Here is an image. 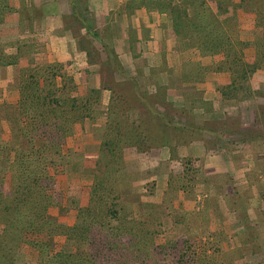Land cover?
<instances>
[{
    "label": "rangeland",
    "instance_id": "obj_1",
    "mask_svg": "<svg viewBox=\"0 0 264 264\" xmlns=\"http://www.w3.org/2000/svg\"><path fill=\"white\" fill-rule=\"evenodd\" d=\"M9 1L14 11L0 23L4 50L15 53L14 42L17 40L32 44L34 52L19 56L17 63L0 65V102L15 104L17 90L9 85L14 84L20 70L37 64H58L68 76L67 84L74 86L78 96L87 94L89 89L96 90L89 97L95 101L92 103L95 111H91L89 118L73 125L72 133L65 138L61 148L66 165L62 174L54 176V186L61 192L62 199L60 205H50L46 213L54 222L70 226L75 234L51 236L54 250H75L77 247L78 235L74 228H80L85 216L84 198L81 197L92 182L100 143L98 133L108 121L105 112L112 98L124 99L120 112L121 131L141 125L139 127L148 137L163 134L146 150L136 151L135 147L121 150L130 181V192L122 194L123 209L136 219L141 217L156 222V243L174 239L178 241V247L186 243L188 251L190 245L195 252H200L201 248H209L206 250L210 252L213 248L218 251L215 259L230 263L233 257L228 247L240 245L242 236H252L257 245V240L264 241V159L231 161L224 150L229 145L223 147L215 137L219 131L216 123L230 124L233 111L240 106L246 109L247 100L253 99V95H264V86L253 91L250 85L251 76L264 71V62L244 79L233 81L235 68H232L237 65H229L239 59L238 53L244 62H252L258 38L264 34V22L255 24L247 0H225L222 4L223 16L235 14V24L230 26L227 34L237 41L230 47L231 54L227 52L226 56L228 49L222 48L212 54L200 53L187 40H179L170 17L159 5L174 0H127L110 11L104 9L103 0H23L25 4L20 0ZM28 2L34 5L33 12L39 16L29 20L27 25L23 16L28 10ZM252 4L255 14L258 10L264 18V0H252ZM43 7L51 16L43 17ZM139 7L165 13L174 36V42L170 44L169 41L170 53L165 55V50L161 49L159 65L154 71L149 67L147 74L140 68L144 66L143 56L149 55L138 47L132 28L123 27L120 21L121 12ZM20 19H24L23 26ZM54 79L56 85H60L59 75ZM132 89H137L143 100L165 115L166 127L161 128L155 117L146 113L144 104L135 101ZM14 94L15 101L12 99ZM3 110L0 109V117ZM221 112L225 117L218 120ZM255 115L257 123L263 122L261 107ZM246 116L244 113L243 117ZM110 124L111 132L116 127L112 118ZM203 130L212 135V139L202 143L207 152L203 150L200 155L192 148L194 141L202 139ZM8 138V125L1 117L0 139ZM136 139L145 141L141 136ZM244 143H247L245 136L242 145ZM257 149L262 151V145ZM220 153L225 158L219 157L215 161L213 157ZM189 177L192 180L188 181ZM10 179L11 172H7L5 182L10 183ZM77 199L78 206L74 207ZM2 227L0 223V231ZM34 236L37 235L28 234L26 239ZM237 262L264 264V256L256 253ZM16 264H40L37 251L24 242L18 244Z\"/></svg>",
    "mask_w": 264,
    "mask_h": 264
},
{
    "label": "trees",
    "instance_id": "obj_2",
    "mask_svg": "<svg viewBox=\"0 0 264 264\" xmlns=\"http://www.w3.org/2000/svg\"><path fill=\"white\" fill-rule=\"evenodd\" d=\"M224 1L174 0L159 5L170 17L179 40H187L200 53L212 54L222 48L228 49L226 56L229 52L231 54L230 47L237 40L227 34L230 26L235 24V14L223 16ZM247 1L248 9L254 13L255 24L264 22L258 10L255 14L252 0ZM20 3L25 4L23 0ZM209 3H213L212 6ZM27 5L28 10L23 17L28 25L29 20L39 15L33 12L35 7L32 3ZM11 11L14 7L10 1L0 0V23ZM23 21L19 20L22 26ZM14 44L15 53H7L0 41L1 66L17 63L19 56L34 52L30 43L16 40ZM237 58L229 63L237 65L232 68H235L232 81L244 79L247 73L264 62V34L258 38L252 62H244L241 53ZM56 75L61 81L58 86L54 79ZM67 77L54 63L20 70L14 84L9 85L17 90L15 104L0 102V109L4 108L1 117L9 129V138L0 139V223L3 225L0 231V264H16V248L22 242L37 251L40 264H242L237 261L246 256L256 253L264 256V241L256 239L257 245L252 236V239L242 236L240 245L228 247L233 257L230 263L215 259L218 251L212 247L210 252L206 250L209 248L195 252L191 245L188 251L186 243L178 247V241L174 239L158 244L154 241L156 222L141 217L136 219L125 212L121 198L123 193L130 192V181L121 150L125 147L146 150L154 146L156 138L163 134L156 138L148 137L139 127L141 125L121 131L123 98L109 101L105 112L108 121L99 129L100 143L92 182L85 196L81 197L84 198L85 216L80 228H74L78 235L77 247L75 250H54L51 236L75 234L70 226L54 222L46 213L50 205H60L62 199L61 192L54 186V176L62 174L66 165L61 148L65 138L72 133L73 125L89 118L91 111H95V106L92 107L95 101L89 97L96 90L89 89L87 94L78 96L74 86L67 84ZM133 84L136 85L134 81ZM132 91L135 101L144 104L146 113L154 116L161 128L166 127L165 115L143 100L137 89ZM111 114L116 127L110 132ZM145 117L150 119L148 115ZM136 136H141L144 143L137 141ZM7 172H11L8 184L5 182ZM190 180L191 177L188 178ZM78 203L77 199L73 206L77 207ZM28 234L37 236L26 239Z\"/></svg>",
    "mask_w": 264,
    "mask_h": 264
},
{
    "label": "crops",
    "instance_id": "obj_3",
    "mask_svg": "<svg viewBox=\"0 0 264 264\" xmlns=\"http://www.w3.org/2000/svg\"><path fill=\"white\" fill-rule=\"evenodd\" d=\"M124 2L126 3L127 0H103V3L106 6L104 9L110 11L111 8L115 6H122ZM42 11L43 17L51 16L50 11H48L47 8L43 7ZM121 13V25L123 27L128 26L129 28H132L131 30L135 32L136 35L138 47L142 49L141 51H143L145 55H149L146 57L143 56L144 61L142 65L144 66L141 67L140 70L147 74L149 71L148 68L151 67L150 70L154 71L159 65L158 54H160V50H165V55L169 54V45L174 42V36L171 34L170 29V21L165 13L158 12L156 10L148 11L144 7L136 8L132 11H128L127 13ZM49 45L51 46V43ZM143 53L142 55H144ZM155 55H157V57ZM165 58L167 59V57ZM251 79L250 85L253 91H256L258 86L263 87L264 71L254 73L251 76ZM15 98L16 96L14 94L12 99L15 101ZM247 101L248 105L246 109L241 108L240 106L230 114V119H232L230 124H225V122L216 123V128H218L219 131L215 133V137L219 138L218 141L223 143V147H225L224 145L226 144L229 145L228 147H225L224 150H226L225 154L227 158L231 161L241 160L242 158L246 160H252V158L264 159V95H253V99H249ZM242 102L244 101H241V104H243ZM259 107L262 108L263 122L259 121L257 123L255 121V111L258 110ZM244 113L247 115L245 118L243 117ZM224 115V113L220 114L218 120H223L225 117ZM202 133V139L194 141V146L192 148L194 151L197 149L200 155H203L202 151L206 150L203 148L204 145L202 143L206 144L207 139H212V135L206 133L205 130H203ZM77 135L78 134L76 133L75 136ZM244 136L247 143L242 145ZM258 145H262V151H258ZM204 154L206 155V153ZM221 154L222 153L218 156H214V160L218 161L219 157L225 158Z\"/></svg>",
    "mask_w": 264,
    "mask_h": 264
}]
</instances>
